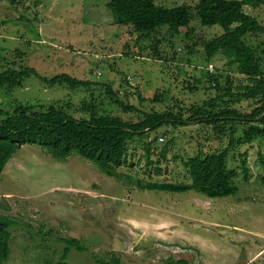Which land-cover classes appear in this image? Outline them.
Instances as JSON below:
<instances>
[{"label":"rangeland","instance_id":"obj_1","mask_svg":"<svg viewBox=\"0 0 264 264\" xmlns=\"http://www.w3.org/2000/svg\"><path fill=\"white\" fill-rule=\"evenodd\" d=\"M110 1L2 0L0 71L16 60L17 69L34 67L47 78L67 73L90 85L49 87L31 75L12 90L0 88V106L59 103L82 118L88 116L80 107L94 97L100 110L140 120L141 112L125 111L109 98L110 84L125 103L142 112H164L178 103L188 122L165 123L147 140L130 141L129 161L112 174L77 153L59 160L41 145L22 146L0 177V213L17 222L10 228L11 256L0 264H57L66 246L62 238L70 236L88 248L72 247L67 258L72 264H102L96 257L108 264H116L112 258L120 264H169L177 258L194 264H264V169L258 159L260 153L264 158V137L252 147L230 151L229 167L240 170V154L248 150L254 175L252 181L236 178V194L210 197L196 190L142 186L189 182L184 164L189 156L228 147L230 125L216 131L213 125L189 119L193 105L215 95L208 72H238L221 53L213 61L206 59L205 42L222 27L202 25L194 11L190 25L195 29L189 36L162 26L150 38L136 39L131 27L114 23ZM156 1L195 6L199 0ZM244 9L264 25V4ZM247 41L264 55V35H250ZM156 92L162 95L159 101ZM236 106L251 112L254 104L244 100ZM242 128L238 125L237 136ZM150 141L153 165L146 164Z\"/></svg>","mask_w":264,"mask_h":264},{"label":"trees","instance_id":"obj_2","mask_svg":"<svg viewBox=\"0 0 264 264\" xmlns=\"http://www.w3.org/2000/svg\"><path fill=\"white\" fill-rule=\"evenodd\" d=\"M262 4L264 0H199L195 6L187 3L165 6L156 0H111L108 3L114 13V23L131 27L130 34H137L136 39L150 38L162 26H169L175 35L183 32L185 36H189L195 29L190 25L195 11L202 25L222 27L220 34L205 42L206 59L213 61L221 53L227 58L228 66H238V72L230 71L231 73L225 75L208 72L207 78L212 83L211 88L215 89V95L190 108L192 116L189 119L213 125L216 131H225V124L230 125L228 147L213 152L200 151L189 156L184 161L190 177L189 182L144 181L143 188L178 192L196 190L210 197H223L238 193L239 189L235 184L237 177L243 175L244 181L253 180L254 175L247 159L248 150L240 154V170L229 167L228 159L230 151L235 147L240 148L245 144L252 147L257 140L260 142L264 137V55H259L247 41L250 35H264V25L244 9L247 5L256 8ZM195 51L196 49L193 50ZM16 62H7L8 65L0 71V88L12 90L31 75H36L49 87L68 86L74 89L90 85V81L67 73L47 78L41 76L34 67L17 69ZM189 87L193 88L191 83ZM107 92L118 107L129 112L139 111L142 118L138 121H127L119 115L100 110L93 96L91 100L86 99L80 107L88 116L82 118H77L59 103L47 106L38 102L34 104L15 101L14 105L11 104V109L0 106V177L15 153L26 144L41 145L59 160H66L77 153L112 174L114 169L129 161L130 141L149 138L151 131L159 129L165 123L176 126L188 122L184 120L182 107L178 103H174L170 110L164 112H142L135 105L125 103L110 84L107 85ZM161 96L160 92H156L155 101H159ZM244 100H250L254 104L251 112L236 106H241ZM238 125H243L240 136H237ZM154 141H157V137ZM152 143L150 141L147 144L145 155L146 164L153 165ZM170 143L172 141L167 145ZM164 150L161 156L166 158ZM258 159L259 166L264 169L261 153ZM156 167L157 172H161L160 166ZM261 181L264 183V173ZM14 224H17L15 219L0 213L2 263L8 261L11 256L10 228ZM62 240L66 246L57 264H72L67 260L72 247L77 251L88 249L80 238L70 236ZM112 259L116 264H120L119 258ZM96 260L108 264L97 257ZM169 264L194 263L185 258H177L170 259Z\"/></svg>","mask_w":264,"mask_h":264},{"label":"built area","instance_id":"obj_3","mask_svg":"<svg viewBox=\"0 0 264 264\" xmlns=\"http://www.w3.org/2000/svg\"><path fill=\"white\" fill-rule=\"evenodd\" d=\"M129 79H132V77H131V76H129Z\"/></svg>","mask_w":264,"mask_h":264}]
</instances>
